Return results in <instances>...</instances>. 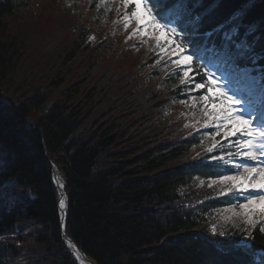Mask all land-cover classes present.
Listing matches in <instances>:
<instances>
[{
  "label": "trees",
  "instance_id": "obj_1",
  "mask_svg": "<svg viewBox=\"0 0 264 264\" xmlns=\"http://www.w3.org/2000/svg\"><path fill=\"white\" fill-rule=\"evenodd\" d=\"M38 1L62 6L47 7L36 28L25 19ZM108 1L68 8L67 0H0V184L12 181L28 195L0 206V264H77L61 239L51 162L66 182L64 232L96 264H264V233L252 228L249 236L241 225L225 237L207 222L209 212L245 200L207 189L236 174L223 162L206 167L228 155L234 138L182 116L177 105L204 90L180 83L185 67L173 66L175 57L143 50L142 37L134 41L118 22L127 11L121 0ZM148 3L181 33L175 39L186 51L233 84L225 52L264 83V0H215L200 21L178 17L176 0ZM105 16L106 34L92 46ZM205 71L193 60L189 83ZM247 238L250 249L241 245Z\"/></svg>",
  "mask_w": 264,
  "mask_h": 264
},
{
  "label": "snow or ice",
  "instance_id": "obj_2",
  "mask_svg": "<svg viewBox=\"0 0 264 264\" xmlns=\"http://www.w3.org/2000/svg\"><path fill=\"white\" fill-rule=\"evenodd\" d=\"M122 7L127 11L123 14L124 27L127 28L130 23L135 22L136 29L134 35L151 36L155 40L156 46L162 53L173 55L174 64L177 68L181 65L185 66L183 71V78L180 83L185 87H190L192 90H204L199 94L198 99L203 102V115L208 119L204 121V127L209 126V121L214 122L216 129V136L222 135L224 140L234 138L233 143L228 145V158L223 156H212L215 165L207 164L206 167L211 169L221 162L224 165H231L235 158L239 157L241 161L256 162V166H245L242 163L236 162V174L222 175L219 179V185L222 186L220 194L223 195L225 191L239 193L244 196L250 189L264 192V128L253 127L252 119H246L240 114L237 105L239 100H234L226 92L221 90V85L218 84L220 77L216 76L211 70L205 71L199 80L192 81L190 71L192 68V56L185 55L187 45L183 42H177L176 37L180 36L176 27H169L167 23H161L157 18L158 12L148 3V0H121ZM215 7V0H176L174 8L178 17H188L194 21H200L203 16L207 15ZM203 9V11H197ZM244 14L241 9L234 13L232 19H238ZM213 55H221L216 53L214 49H209ZM222 64L233 73L238 74L241 78L245 77L247 70L237 68L234 63H231L228 53L222 54ZM207 77V80L204 79ZM241 87L245 86L241 83ZM197 97H192L195 100ZM260 102L264 103V94L261 95ZM195 107V105H193ZM218 142L213 138V144L206 149V152L212 153L217 147ZM221 150H224V145L219 144ZM233 148L235 151H233ZM199 159V155L196 157ZM246 202L239 204L242 212L234 213V216H240L245 225L248 235H253L251 229L257 228L260 233H264V207L257 210V205H264V195L247 196ZM63 207V202H61ZM215 232V229H213ZM223 236L224 233L220 232Z\"/></svg>",
  "mask_w": 264,
  "mask_h": 264
},
{
  "label": "rangeland",
  "instance_id": "obj_3",
  "mask_svg": "<svg viewBox=\"0 0 264 264\" xmlns=\"http://www.w3.org/2000/svg\"><path fill=\"white\" fill-rule=\"evenodd\" d=\"M74 1H78V0H67L66 4L68 5V8L72 7L71 4ZM103 1L109 2L108 0H103ZM113 1H115L116 4H118V2H119V0H113ZM57 6L61 7L62 4L60 3L57 5V3H55V2L47 4V3H43L41 1L40 2L38 1L36 3V6L33 7L34 11L32 12V15L31 16L28 15L25 20L29 23V25L32 24V26L37 28V26L34 25L33 22H37L40 20L41 17L46 16L47 13H45L44 10L47 9V7H51L52 9H55L54 7H57ZM111 8H113V7H112V4L110 3L108 13H109ZM108 21H109V19L107 18V16H105V18L104 17L102 18V22H100L101 29H99V34H96L95 32L90 34L89 40L87 43H89L92 46L97 45L99 43V35L105 36V34H106L105 30H106V24H108ZM121 21L124 22V20H120V21L118 20V22H121ZM128 28H129V31H131L133 34L135 32V29H136L135 22L133 21L132 23H130ZM30 30L32 33L36 32L33 28H31ZM136 35L139 38L142 37L141 40L144 41L143 45H141L143 50L147 51L148 49L153 47V48H155V51L157 53H161V55H163V58L165 55H167L168 57H170V56L174 57V54L168 55V54L162 53L160 51V49L157 48L156 42L154 39L151 38V36H141L139 34H136ZM136 35L133 34V36H134L133 40L134 41H135ZM144 37H146V40H144ZM138 48H140V47H138ZM173 66H175V64H173ZM182 66H184V65H182ZM243 78H245L243 80V82H244L243 84L245 87L242 89L245 91V93L247 94L248 97L256 98V97H261V95L264 94V86L261 84V82L258 78H256V77L254 78L253 75H248V76L246 75ZM65 85H66V82L63 83V86H65ZM225 86L228 88V90H231L227 85H225V83H224V85L221 84V90L226 92L229 96H232V94H230V92L228 90L224 89ZM61 92H65V87L60 89V90L55 91L53 95H57V93L59 94ZM47 96L49 98H51V97L53 98V96L51 95V92ZM195 97H197L195 100H193L191 98L188 102L180 103L177 106H178L179 110L181 111L182 116L189 119L190 122H192V120L195 121L197 119H202V121H205L208 118L203 115V112H204V109L202 108L203 102L198 99V96H195ZM233 99L237 100L236 98H233ZM193 105H195V107H193ZM262 109H264V105L260 109L257 110L258 111L257 115L253 118L254 120H252L255 122L259 121L260 124L258 125L256 123L255 125H253V123H252L253 127H261L262 128V124L264 122V113L262 112ZM259 115H261V116H259ZM211 126L214 127V122L209 121L208 127H211ZM232 143H233V141L230 142V144H232ZM233 151H235L234 148H233ZM227 158H228V155L225 157V159H227ZM236 162L242 163L245 166H253V167L256 166V162L241 161L239 157H236L234 163L231 165H233L235 167ZM2 165H3V160L0 159V167ZM261 166H264V164H262ZM236 171H242V169L236 170ZM218 182H219V179H214V180L209 181L207 183V189L213 190L216 194L220 195V189L222 186H220ZM204 185H206V183L201 181L199 184V187L201 188ZM7 187H8L7 192L4 194H5V198H7L8 204L13 205L17 202L25 201L28 199L27 196L25 195L24 188L22 186H16V185H14V183L10 182L7 184ZM249 191H251V189ZM226 192L227 191H225V193ZM259 195H264V192L258 191V194L257 195L254 194L252 197L259 196ZM256 207H257V210H260V208L264 207V205H257ZM241 212H242V209L239 208V205L226 206L225 208H219V209L213 210L212 212H209L208 213L210 216L209 220H210V224L212 225L210 227V230L212 232H213V229H215V232L221 231L224 233L223 236L226 237L227 232L229 230H231V228L237 227V226L240 227L241 225L245 226L243 219L240 216H234V213L239 214ZM250 242H251V239L247 238L246 240H244L242 242L243 243L242 245H246V244L249 245Z\"/></svg>",
  "mask_w": 264,
  "mask_h": 264
},
{
  "label": "bare ground",
  "instance_id": "obj_4",
  "mask_svg": "<svg viewBox=\"0 0 264 264\" xmlns=\"http://www.w3.org/2000/svg\"><path fill=\"white\" fill-rule=\"evenodd\" d=\"M29 125H32V123L29 121ZM40 131V130H39ZM1 160H4L5 158H0ZM51 167H52V178H53V185L54 187L56 188V190L59 192V198L57 200V206H58V211H59V217H60V222H61V239L63 241V243L65 244V246L70 250V252L72 253V256L74 258V260L76 261L77 264H95L96 262L91 259V258H87L86 255H83L82 252L79 251V247L77 246V244L73 241H69V240H66L63 238V234L66 235V233L64 232V223H65V218H66V208H67V196H66V182L65 180L63 179L62 177V174L57 170V168L55 167V165L51 162L50 163ZM12 182V181H10ZM9 182V183H10ZM6 184V183H5ZM7 185L6 186H2L0 184V192H2L3 196L0 195V206H3V205H9L11 206L10 204H8V201H7V198H5V194L7 192ZM25 192V190H24ZM25 195L27 196L28 198V195L25 193ZM20 202H24V201H20ZM61 202H63V207H61ZM64 218V219H63ZM208 224L210 226H212L210 224V220L207 221ZM198 231V230H197ZM67 236V235H66ZM68 237V236H67ZM69 238V237H68ZM71 239V238H69ZM248 239H251V242L249 243V245H243L245 246L246 248L250 249L251 248V245H252V240L253 238H248ZM246 240V239H245ZM244 241V240H243ZM242 241V242H243ZM243 243H241L242 245ZM79 248V249H78ZM91 259V260H90Z\"/></svg>",
  "mask_w": 264,
  "mask_h": 264
},
{
  "label": "water",
  "instance_id": "obj_5",
  "mask_svg": "<svg viewBox=\"0 0 264 264\" xmlns=\"http://www.w3.org/2000/svg\"><path fill=\"white\" fill-rule=\"evenodd\" d=\"M64 219V218H63ZM63 238L66 239V240H69V241H72L71 239H69L65 234H63ZM73 242V241H72ZM79 249V248H78ZM80 252H82L80 249H79ZM83 255H85L83 252H82ZM88 258V257H87ZM91 260V259H90ZM96 264V263H95Z\"/></svg>",
  "mask_w": 264,
  "mask_h": 264
}]
</instances>
